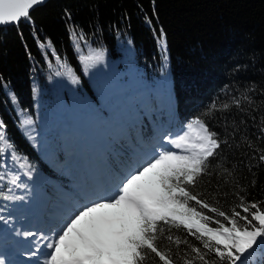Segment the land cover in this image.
<instances>
[{"label": "trees", "instance_id": "16d2710c", "mask_svg": "<svg viewBox=\"0 0 264 264\" xmlns=\"http://www.w3.org/2000/svg\"><path fill=\"white\" fill-rule=\"evenodd\" d=\"M30 18L0 27V121L15 146L0 159V217L28 214L45 192L67 202L72 184L115 175L192 118L221 141L193 193L229 215L241 198L264 210V0H46ZM99 53L87 67L79 59ZM158 247L177 264V251H207L183 228Z\"/></svg>", "mask_w": 264, "mask_h": 264}, {"label": "snow or ice", "instance_id": "6c2138e0", "mask_svg": "<svg viewBox=\"0 0 264 264\" xmlns=\"http://www.w3.org/2000/svg\"><path fill=\"white\" fill-rule=\"evenodd\" d=\"M41 3L43 0H0V26L19 25L22 19L29 21L30 10ZM102 58V53L79 57L85 67L89 60ZM61 67L73 83L78 82L71 68L66 64ZM195 124L198 126L189 124L188 130L176 139L165 137L171 147L156 152L130 171L111 195L83 204L56 232L47 238L41 235L31 255H37L43 242L47 249L44 264H147L152 257L162 264H177L171 248L164 251L158 247L166 230L172 228H183L207 250L191 247L194 255L177 251L183 264H213L206 259L209 253L215 255V264H249L257 251L264 253V210L258 203L244 204L241 198V211L233 210L229 215L191 190L198 177L208 171L210 158L221 146L216 133L200 120ZM5 128L0 121V154H6L0 159L6 166L15 146L7 139ZM260 160L264 161V154ZM16 183V179L11 180V184ZM24 235L36 236L32 232ZM166 239L177 247L188 244L172 235Z\"/></svg>", "mask_w": 264, "mask_h": 264}, {"label": "rangeland", "instance_id": "374dc122", "mask_svg": "<svg viewBox=\"0 0 264 264\" xmlns=\"http://www.w3.org/2000/svg\"><path fill=\"white\" fill-rule=\"evenodd\" d=\"M195 121H196V119H192V120L190 119L186 123L180 124V127H182L181 130L180 131H177V132H175L173 134H171L172 136L169 137V138L176 139L180 135H183L184 132H186L188 130V125L189 124H192L194 127H197L198 125L195 124ZM169 135L170 134L164 135V137L165 136L168 137ZM156 142H157V139L152 140L149 144H146L145 145V149H144L145 150V153L142 154L141 156L139 155V158H138L139 161H137V162L134 161V163L132 165H130L129 163L127 165H123L125 167H127V166H129V167L127 168L128 170L126 169L122 173L123 175H120V177L121 176L122 177L120 178V180L118 181V183H116L114 185V186H116V188L120 184V182L122 181V179L124 178V176H126L130 171H132L135 168H137V166L139 167L140 165H142L146 160L151 159L156 154L155 151H157V152L158 151H162L161 148H160V146H158L156 144ZM151 147H153L152 150H150ZM131 159H135L134 154L132 155V158ZM46 193H44L42 195L43 197L38 198V199H34V201L28 207V214H26V215H21V214H19V215H17V214L12 215V214H10V212L9 213H6V214H8L7 215V218L6 219H2L3 221L0 220V242H4V240L6 239L5 236H2V234H4V233L7 234V235H13V234L16 233L17 234V239H23L21 241L22 242H25L29 246H32L33 243L36 242V239L30 240L31 237H29V236H27V239H26L24 233H26V232H32V233L37 232L38 233V230H36V228H33V227H31L32 229H28L27 227H29L31 224L28 225L27 227H21V224L27 222L28 219H30L33 216V210H35L37 212V215H39V210L41 211V214L39 216V220H42L40 218L43 215H46L47 213H49L51 211V208H49L47 205L41 207V205L43 204V200L46 199ZM111 194H112V192H110L108 195H111ZM42 198H44V199H42ZM51 199H52V196H51ZM78 205H79V200H74V202H72V204H71L70 207H72L74 209H77ZM74 209H73V211H74ZM63 211H64V209L62 210V212ZM63 213L65 215V218L61 219L60 220V223H63L65 221V219H67L69 216H71L74 212H67V210L65 209V211ZM51 230H53V231H51ZM55 231H57V230H54L53 229V226H51L50 229H48V230L42 229V231L39 234H37V236H35V237L37 239H39V237L42 235L44 238H47V237H49ZM45 233H46V235H44ZM5 245H8L7 247L11 248L10 250H12L14 253H20L21 252L20 250H18L14 246H12V244H10V242L9 243H3V244H1L0 245V250L2 248L4 249L5 248ZM29 252H33V250L30 249V250L27 251V253H29ZM46 256H47V254H45V259H46ZM3 258L4 257L0 256V261L4 262V259Z\"/></svg>", "mask_w": 264, "mask_h": 264}, {"label": "bare ground", "instance_id": "6f19581e", "mask_svg": "<svg viewBox=\"0 0 264 264\" xmlns=\"http://www.w3.org/2000/svg\"><path fill=\"white\" fill-rule=\"evenodd\" d=\"M180 126V125H179ZM171 134H173V133H171ZM169 135L168 137H171L172 135ZM165 137H167V136H165ZM165 137H164V135H163V137L161 136V141H159V143H157V145L158 146H160V148H161V150L163 151V150H165L166 148H170L171 146L168 144V141L165 139ZM156 152V151H155ZM138 167V166H137ZM106 192H108V191H106ZM113 192H115V191H113ZM108 194H109V192H108ZM101 195H102V197H104V196H106V194H105V192L103 191V192H101ZM94 197V196H93ZM101 198V197H100ZM99 199V198H98ZM94 200V199H93ZM96 200V199H95ZM76 206V205H75ZM46 215H43L40 219H42V222H41V224H40V226L38 227V228H36V230H38V233L37 232H35V234H36V236H37V234H39L41 231H42V229L43 228H41V226H42V224L44 223V219L46 218L45 217ZM24 217V216H23ZM25 219V218H24ZM29 220V219H28ZM66 220V219H65ZM44 235H46V233L44 234ZM2 236H5L6 237V239L4 240V242H0V245L1 244H3V243H9L10 242V244H12V243H14V242H19V241H21V240H23V239H17V234L15 233V234H13V235H7V234H2ZM22 237V236H21ZM26 237V239H27V236H25ZM29 237H31L30 238V240H32V239H36V242H34V247L32 248V250H33V252L34 251H36V249H37V238L35 237V236H29ZM28 241V240H27ZM8 245H5V248H8L7 247ZM31 253L32 252H29V253H23V252H20L19 254H18V256H15L14 258H17V260H21V259H26V258H28L29 260H31V261H37V263L38 264H40V263H42V261L44 260V257H45V254H47V249H45L44 247H43V242H41V244H40V248H39V252L37 253V255H31ZM3 259H5V258H3ZM27 260V259H26Z\"/></svg>", "mask_w": 264, "mask_h": 264}, {"label": "water", "instance_id": "95a60500", "mask_svg": "<svg viewBox=\"0 0 264 264\" xmlns=\"http://www.w3.org/2000/svg\"><path fill=\"white\" fill-rule=\"evenodd\" d=\"M46 0H43V3L45 2ZM42 4V3H41ZM41 4H39V5H41ZM36 6H38V5H36ZM36 6H34V7H36ZM33 7V8H34ZM31 11V10H30ZM4 26H7V25H4ZM0 27H3V26H0Z\"/></svg>", "mask_w": 264, "mask_h": 264}]
</instances>
